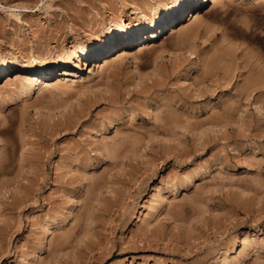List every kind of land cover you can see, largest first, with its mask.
Segmentation results:
<instances>
[{
    "label": "rangeland",
    "instance_id": "rangeland-1",
    "mask_svg": "<svg viewBox=\"0 0 264 264\" xmlns=\"http://www.w3.org/2000/svg\"><path fill=\"white\" fill-rule=\"evenodd\" d=\"M116 1L0 0V264H264V0H126L152 38L27 87Z\"/></svg>",
    "mask_w": 264,
    "mask_h": 264
},
{
    "label": "bare ground",
    "instance_id": "bare-ground-1",
    "mask_svg": "<svg viewBox=\"0 0 264 264\" xmlns=\"http://www.w3.org/2000/svg\"><path fill=\"white\" fill-rule=\"evenodd\" d=\"M185 1V0H184ZM116 4L122 11H125L126 15H120L116 17V19L113 20L109 25H107L102 33L98 34L97 37H94L89 42H84L83 37L81 33L76 35L74 39L72 40V43L74 44V48L67 54L65 57V61L63 63H20L19 65H16L15 67L18 68V70H21L24 72V74H20L19 76L24 77L25 79H33L32 81H28L27 87H30L31 89L36 88L38 85L41 86L44 84V80L50 78L54 74H60L61 76H64L66 79L70 78V76L74 75V72L76 69L82 68V60H87V58H93L95 61V64L97 65L98 62L102 57H105L106 55L110 54L114 50H116L120 46H124L130 41H134L135 43H141L148 38H152L154 35L153 33L146 32V29L150 27L149 22L152 13H150L146 8H140L136 7L134 5H129L126 0H120L113 2L109 5ZM106 5V4H105ZM2 7H7V15L10 19L14 20L19 19V13L20 12H32L33 7L31 5L26 4H11L8 6H5V4H1ZM38 5H35L34 7H37ZM5 9V8H4ZM101 10V12H100ZM107 10V9H106ZM104 12V9H99L95 13H89V16L87 14L86 17L91 20H94L99 14H102ZM21 15V14H20ZM80 17V16H79ZM81 20H84V15L81 17ZM75 17L69 19L71 22L68 21L67 26L70 24L74 25L77 24V21L74 20ZM66 21V19H64ZM63 20V21H64ZM87 20V21H88ZM154 20V19H153ZM86 21V20H85ZM80 24V23H79ZM64 28V26H63ZM62 28V29H63ZM64 30V29H63ZM67 31L65 30L64 33ZM54 36L59 35V32L53 31ZM63 33V32H62ZM53 39H57V37H54ZM66 44V41H64ZM28 55L31 54L33 57H46L49 56L51 53H53L52 50L48 51H40L37 49H32L25 51ZM30 55V56H31ZM11 56L3 53V51H0V78H1V72H4L5 70L10 69L6 63H1L7 61ZM200 62V61H199ZM201 66V63L195 64L193 67L189 69L190 73L197 71ZM12 67V66H11ZM78 72V71H77ZM79 73V72H78ZM6 78V77H5ZM41 84V85H40ZM24 92L17 93L13 97H10L9 105L16 104L18 99L22 96H24ZM201 175H197L191 179L193 181L195 178H200ZM156 183H150V186L146 190V193H150L152 188L155 186ZM142 214V208L140 207L138 212L135 214L137 222H140L142 220L141 218ZM130 229V227H129ZM134 228L131 226V229L129 231H133ZM239 235L234 240L235 245L234 246H241L242 244V237L241 234H244L243 230L239 231ZM238 234V233H237ZM47 241V240H46ZM45 241V242H46ZM234 244V242H233ZM255 245V244H254ZM48 243H43V245L40 246L38 250H36L34 253V256H40V253H43L45 251V248L47 249ZM257 246V245H256ZM235 248V247H234ZM264 248V246H263ZM237 250V248H235ZM251 254L243 255L244 260H248L250 258Z\"/></svg>",
    "mask_w": 264,
    "mask_h": 264
}]
</instances>
